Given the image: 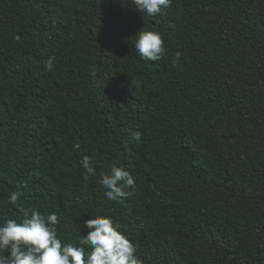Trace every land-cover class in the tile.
<instances>
[{
    "label": "trees",
    "instance_id": "1",
    "mask_svg": "<svg viewBox=\"0 0 264 264\" xmlns=\"http://www.w3.org/2000/svg\"><path fill=\"white\" fill-rule=\"evenodd\" d=\"M131 7L0 0V221L54 211L76 242L106 215L140 264H264V0ZM141 28L162 34L159 61L135 52ZM84 155L135 190L106 200Z\"/></svg>",
    "mask_w": 264,
    "mask_h": 264
},
{
    "label": "clouds",
    "instance_id": "2",
    "mask_svg": "<svg viewBox=\"0 0 264 264\" xmlns=\"http://www.w3.org/2000/svg\"><path fill=\"white\" fill-rule=\"evenodd\" d=\"M134 11L149 18L163 14L171 0H130ZM134 49L139 56L156 62L165 54V42L160 32L139 29L135 35ZM177 59L180 53H177ZM54 58L45 62L47 71H53ZM131 139L140 141V132H131ZM84 169L83 180L97 176L93 158L84 155L80 160ZM98 184L105 189L104 197L116 202L131 195L128 189L135 190L136 182L132 174L123 167L111 166L108 172L97 176ZM13 193L11 202L18 199ZM81 217L85 230L76 242L59 238L57 226L61 223L56 212L42 214L33 208L24 213V218L0 221V264H140L136 246L118 230L110 216L87 215ZM80 231V229H78Z\"/></svg>",
    "mask_w": 264,
    "mask_h": 264
}]
</instances>
